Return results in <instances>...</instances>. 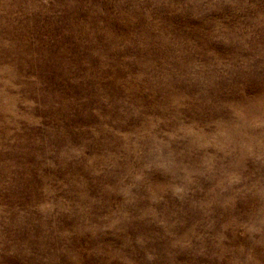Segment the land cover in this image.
<instances>
[{"label":"rangeland","instance_id":"obj_1","mask_svg":"<svg viewBox=\"0 0 264 264\" xmlns=\"http://www.w3.org/2000/svg\"><path fill=\"white\" fill-rule=\"evenodd\" d=\"M0 264H264V0H0Z\"/></svg>","mask_w":264,"mask_h":264}]
</instances>
